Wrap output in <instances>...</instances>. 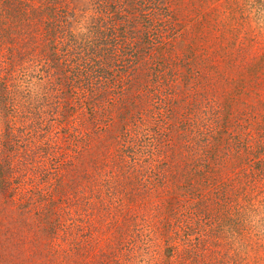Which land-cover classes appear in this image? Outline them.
I'll return each mask as SVG.
<instances>
[{
	"label": "rangeland",
	"instance_id": "rangeland-1",
	"mask_svg": "<svg viewBox=\"0 0 264 264\" xmlns=\"http://www.w3.org/2000/svg\"><path fill=\"white\" fill-rule=\"evenodd\" d=\"M102 16L0 0V135L53 85L43 41L69 51ZM108 27L137 40L106 64L125 99L0 197V264H264V0H106Z\"/></svg>",
	"mask_w": 264,
	"mask_h": 264
},
{
	"label": "trees",
	"instance_id": "trees-1",
	"mask_svg": "<svg viewBox=\"0 0 264 264\" xmlns=\"http://www.w3.org/2000/svg\"><path fill=\"white\" fill-rule=\"evenodd\" d=\"M94 1L97 10L104 14L103 19L97 18L89 25L93 29L91 38L95 41L87 37L85 43L78 41L66 51L64 49L72 37L69 32L64 49L56 51V44L44 40L45 50L40 51L44 68L41 71L53 85L48 88L46 97L36 101V105L28 106L27 111L22 109L12 113L11 118L18 125H6V132L0 135V197L4 199H11L17 190L24 189L25 180L49 170L58 171L63 165V147L83 137L82 128L99 131L106 126V109L114 105L112 100L106 99V93L115 97L124 86V81L122 84L121 81L106 82V64L117 63L113 53L118 56L119 51L130 48L137 40L122 33L121 29L120 33L112 27L106 29V0ZM129 25L132 27L133 23ZM89 93L91 97H88ZM121 95L116 96L119 101L125 99ZM94 97H97L96 101ZM59 138L63 145H59ZM69 150L72 153L79 151L77 146L69 147ZM45 165L49 167L46 169Z\"/></svg>",
	"mask_w": 264,
	"mask_h": 264
}]
</instances>
